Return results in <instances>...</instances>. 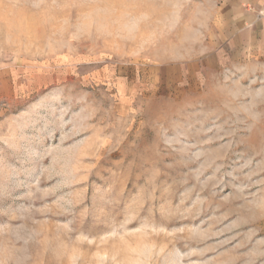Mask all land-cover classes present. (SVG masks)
Returning <instances> with one entry per match:
<instances>
[{"label": "rangeland", "instance_id": "obj_1", "mask_svg": "<svg viewBox=\"0 0 264 264\" xmlns=\"http://www.w3.org/2000/svg\"><path fill=\"white\" fill-rule=\"evenodd\" d=\"M232 0H0V264H264V43Z\"/></svg>", "mask_w": 264, "mask_h": 264}, {"label": "crops", "instance_id": "obj_2", "mask_svg": "<svg viewBox=\"0 0 264 264\" xmlns=\"http://www.w3.org/2000/svg\"><path fill=\"white\" fill-rule=\"evenodd\" d=\"M229 10L235 12L236 25H244L251 34L260 32L264 43V0H232Z\"/></svg>", "mask_w": 264, "mask_h": 264}]
</instances>
